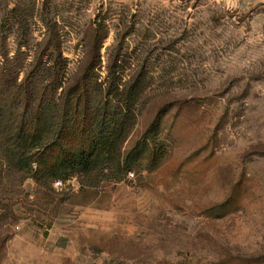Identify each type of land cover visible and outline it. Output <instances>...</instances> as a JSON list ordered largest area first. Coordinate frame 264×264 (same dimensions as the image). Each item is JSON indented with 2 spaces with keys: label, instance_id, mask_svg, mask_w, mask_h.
<instances>
[{
  "label": "rangeland",
  "instance_id": "rangeland-1",
  "mask_svg": "<svg viewBox=\"0 0 264 264\" xmlns=\"http://www.w3.org/2000/svg\"><path fill=\"white\" fill-rule=\"evenodd\" d=\"M51 47L69 85L95 64L96 100L108 73L144 83L121 151L163 113L156 169L16 171L18 87ZM0 264H264V0H0Z\"/></svg>",
  "mask_w": 264,
  "mask_h": 264
},
{
  "label": "trees",
  "instance_id": "trees-1",
  "mask_svg": "<svg viewBox=\"0 0 264 264\" xmlns=\"http://www.w3.org/2000/svg\"><path fill=\"white\" fill-rule=\"evenodd\" d=\"M47 53L56 57L53 64L45 69L36 63L18 87H23L27 103L21 125L14 129L19 140L16 171L37 186L49 187L72 178L120 181L144 163L156 169L165 156L156 139L163 113H157L126 154L121 151L134 126L132 109L145 91L144 83H121L108 73L104 96L96 100L103 91L93 87L95 64L90 62L69 85L58 49L47 48Z\"/></svg>",
  "mask_w": 264,
  "mask_h": 264
},
{
  "label": "built area",
  "instance_id": "built-area-1",
  "mask_svg": "<svg viewBox=\"0 0 264 264\" xmlns=\"http://www.w3.org/2000/svg\"><path fill=\"white\" fill-rule=\"evenodd\" d=\"M56 185H60V183H55Z\"/></svg>",
  "mask_w": 264,
  "mask_h": 264
}]
</instances>
